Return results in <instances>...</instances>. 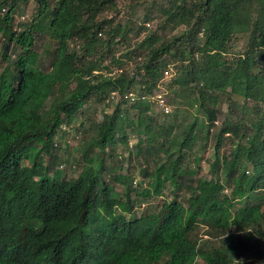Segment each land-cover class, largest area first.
I'll list each match as a JSON object with an SVG mask.
<instances>
[{"label":"trees","instance_id":"obj_1","mask_svg":"<svg viewBox=\"0 0 264 264\" xmlns=\"http://www.w3.org/2000/svg\"><path fill=\"white\" fill-rule=\"evenodd\" d=\"M25 1L0 0L8 62L0 71V264H264L257 228L264 223V0H135L131 7L140 8L141 19L122 17L118 0H36L32 23L17 31L13 13ZM38 20L55 45L47 72L34 64ZM239 35L246 40L242 52L226 59ZM121 45L125 51L116 56ZM106 58L110 67L135 62L133 72L119 68L112 76ZM168 59L175 67L173 100L200 115L171 135L173 125L153 129L149 105L131 104L140 133L135 150L164 157L146 173L150 182L139 194L158 197L167 183L179 187L183 180L189 196L136 217L128 178L113 179L126 186L124 194L99 184L106 149L127 143V110L116 108L93 124L76 178L55 168L54 138L93 97L104 101L110 92L123 97L134 89L151 95ZM222 101L227 114L210 167L230 183L226 195L221 182L194 180L184 167L189 155L199 162L191 146L202 132L207 140ZM198 124L206 129L195 131ZM226 134L237 144L218 160ZM198 226L207 240L196 238Z\"/></svg>","mask_w":264,"mask_h":264},{"label":"rangeland","instance_id":"obj_2","mask_svg":"<svg viewBox=\"0 0 264 264\" xmlns=\"http://www.w3.org/2000/svg\"><path fill=\"white\" fill-rule=\"evenodd\" d=\"M134 1L135 0L117 1V6L121 11L122 17L141 19L140 8L135 6L131 7V5L135 3ZM150 3L149 6L151 5ZM37 8L38 4L36 0H27L25 2H21L13 13V28H15L17 31H20L24 27L30 25L36 15ZM108 13L113 15V13L107 12L105 13V16H107ZM21 17H23V20L20 19ZM150 24L151 27H155L156 22H151ZM35 26L37 32L35 36V45L33 47L34 54L36 55L34 64L36 67L47 72L51 68L55 45L49 38V30L45 21L38 20ZM151 27L149 29H151ZM169 33L170 32L167 31V34ZM135 39L136 38H133V40ZM245 42L246 40L244 36L239 35L233 38L232 42L229 44L225 58L231 60L236 55L240 54L243 50ZM1 45L2 38L0 35V71L6 65L8 66V62L2 61L3 50ZM74 45V42L69 44L70 48H73ZM123 51H125V46H117L116 56ZM13 52L14 50H11L12 55ZM17 53L18 50L14 52V54ZM104 63L109 66L112 76H116L118 73H120H115L118 70H121L119 68L126 70V72H133L131 70L135 64V62H129L123 67H118L112 64L110 67V58H106ZM168 63L169 65L166 67V69H164L161 78L156 87L151 92V95L145 94L147 99L143 102L149 105L147 116L152 119L151 126L154 130H158V128L162 125L170 129L168 126L173 125V128L171 129V135H178L182 132L186 123L191 121L193 116H199L200 114L196 112L195 108L185 106L179 100H173L171 93L173 90H175V88L171 87V85L173 82L172 79L175 75V67L173 66L174 63L170 62V59H168ZM129 92L134 93V96L136 97L139 93L144 94V92L141 90L138 92L137 89H134L132 91L126 92L123 97L110 92L104 101H99L93 97L82 105L81 109H79L74 114L73 120L69 124L64 123L58 129L54 138V144L56 145L54 153L57 154L58 157L55 162V168L62 173L63 178H76L82 166L81 159L83 154V144L88 146L90 138L92 135H94L93 124L101 122L104 115L112 114L116 108H119L121 111L127 110L129 112V127L125 130L127 143L124 145L119 143L116 148H114L115 152L111 148L106 149L103 157L104 170L100 175L101 177L99 184L102 185L103 183H107L116 193L124 194L123 191L126 190V186H123L121 183L114 182L113 179L116 175L128 178L130 182L129 198L133 205L132 214L136 217H139L142 214L154 212L165 201L169 202L176 200L177 202L183 203L184 200L189 196V190H187V187L185 186V181L181 180L179 182V187H174L172 184L167 183L163 187L161 195L158 197L145 199L140 196L139 192L147 189L150 182V178L146 173H151L156 165L162 163L160 159L164 160V157L162 154H158L157 158L160 159H155L156 155L150 157V154H147V152L145 153L144 149L140 150V152L135 150L136 144L140 138V133L133 125L134 121L136 120V112L130 110V106L138 100L135 99V101H130L125 99L126 94ZM64 94L65 93L59 92L57 95L62 97ZM155 95H161L164 100V105L167 106L168 111H165L162 105L157 101L158 98L156 99L154 97ZM49 103L51 102L49 101L46 103V107L49 106ZM227 107L228 102L226 101L218 103V105L215 107V110H217V120L214 122V126L210 127L207 140L201 139L202 132L200 133L198 140H196V143L191 146V151L196 156H198L199 162H193V157L190 155L184 161V167L193 171L194 175L192 178L194 180L203 179L208 181L212 178H215L224 186L223 194L225 195L229 194L231 185L225 180L222 173L216 171V169H212L210 165L217 159L214 151L218 138L216 134L223 126L224 118L227 114ZM180 124L181 126H178ZM205 129L206 124L203 126L198 124L195 131H204ZM220 141L221 146L219 149L218 160H220V158L223 156H227L231 149H234L235 145L237 144V141L232 139L229 134H226L220 138ZM144 148H146V146ZM93 152L97 153V149H95ZM110 153L112 157H109ZM251 172V167L247 166L246 174L251 175ZM49 174H51V171ZM101 188H103V186ZM122 197H124V195ZM262 210H264V206L262 207ZM257 228L264 234V223L260 224ZM195 236L199 240H207L208 236L206 235V228L203 226H198L195 231ZM242 264H249V260H244Z\"/></svg>","mask_w":264,"mask_h":264},{"label":"built area","instance_id":"obj_3","mask_svg":"<svg viewBox=\"0 0 264 264\" xmlns=\"http://www.w3.org/2000/svg\"><path fill=\"white\" fill-rule=\"evenodd\" d=\"M5 12V9L3 8L2 9V13H4ZM21 20H23V17H21L20 18ZM118 72H120L119 70L117 71V72H115V73H118ZM113 94H116L115 92H113ZM135 94L134 93H128V94H126V96H125V99H128V100H130V101H135V99H137V100H141V101H144V100H146L147 99V96L146 95H141V96H134ZM156 99H157V101L162 105V107L165 109V111H168V108H167V106H165L164 105V100H163V98L161 97V95H158V96H154ZM161 98H162V101H161ZM162 102V103H161Z\"/></svg>","mask_w":264,"mask_h":264}]
</instances>
